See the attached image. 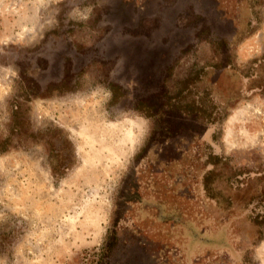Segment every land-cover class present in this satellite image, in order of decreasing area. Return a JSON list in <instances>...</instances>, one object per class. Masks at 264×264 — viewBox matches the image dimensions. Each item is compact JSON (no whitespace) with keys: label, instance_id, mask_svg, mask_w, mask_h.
Listing matches in <instances>:
<instances>
[{"label":"rangeland","instance_id":"1","mask_svg":"<svg viewBox=\"0 0 264 264\" xmlns=\"http://www.w3.org/2000/svg\"><path fill=\"white\" fill-rule=\"evenodd\" d=\"M0 264H264V0H0Z\"/></svg>","mask_w":264,"mask_h":264},{"label":"trees","instance_id":"2","mask_svg":"<svg viewBox=\"0 0 264 264\" xmlns=\"http://www.w3.org/2000/svg\"><path fill=\"white\" fill-rule=\"evenodd\" d=\"M200 70V68H199ZM197 74V72L194 70V72L188 74L186 77H184L181 80L180 85V91L185 90V89H189L190 85L193 84V82L195 81L196 77L195 75ZM175 101L173 106H169L170 110H178V111H182V112H186V113H195L198 117L200 118H204V119H208V108H205L204 106H202V98L200 96L198 97H194L193 99L189 100L188 102H184L181 103L179 100L180 99H175L171 100V97H168V101ZM143 105V103H138V106ZM138 110H140V112H142L141 109L137 108ZM149 110V108H148Z\"/></svg>","mask_w":264,"mask_h":264}]
</instances>
